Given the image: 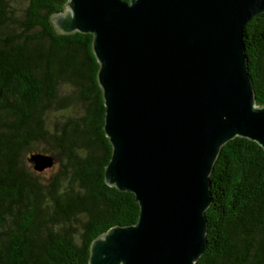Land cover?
<instances>
[{"label": "water", "instance_id": "95a60500", "mask_svg": "<svg viewBox=\"0 0 264 264\" xmlns=\"http://www.w3.org/2000/svg\"><path fill=\"white\" fill-rule=\"evenodd\" d=\"M264 0H69L61 34L93 35L112 145L109 186L134 194L135 225L96 238L88 264H197L207 249L210 176L236 137L264 149L245 29ZM36 172L55 166L31 153Z\"/></svg>", "mask_w": 264, "mask_h": 264}, {"label": "trees", "instance_id": "16d2710c", "mask_svg": "<svg viewBox=\"0 0 264 264\" xmlns=\"http://www.w3.org/2000/svg\"><path fill=\"white\" fill-rule=\"evenodd\" d=\"M68 2L0 0V264H88L96 238L139 218L134 194L105 180L112 145L94 37L61 34L52 22ZM244 44L264 106V13ZM34 147L55 159L48 176L28 161ZM210 181L197 264H264V149L234 138Z\"/></svg>", "mask_w": 264, "mask_h": 264}, {"label": "rangeland", "instance_id": "374dc122", "mask_svg": "<svg viewBox=\"0 0 264 264\" xmlns=\"http://www.w3.org/2000/svg\"><path fill=\"white\" fill-rule=\"evenodd\" d=\"M36 151H37V149L34 147V149L32 150V152H30V153H34V152H36ZM39 153H41V152H39ZM28 155H29V153H28ZM55 167H56V165L54 166V168H55ZM54 168H53V169H54ZM50 171H52V170H47V172L45 173V175L48 176Z\"/></svg>", "mask_w": 264, "mask_h": 264}]
</instances>
